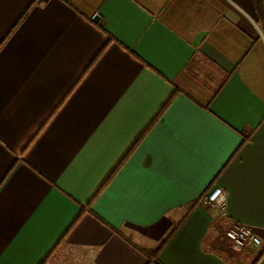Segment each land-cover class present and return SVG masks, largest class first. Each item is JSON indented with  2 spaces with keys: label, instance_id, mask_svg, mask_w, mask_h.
Wrapping results in <instances>:
<instances>
[{
  "label": "crops",
  "instance_id": "1",
  "mask_svg": "<svg viewBox=\"0 0 264 264\" xmlns=\"http://www.w3.org/2000/svg\"><path fill=\"white\" fill-rule=\"evenodd\" d=\"M3 40L0 264H264L254 0H0Z\"/></svg>",
  "mask_w": 264,
  "mask_h": 264
},
{
  "label": "built area",
  "instance_id": "2",
  "mask_svg": "<svg viewBox=\"0 0 264 264\" xmlns=\"http://www.w3.org/2000/svg\"><path fill=\"white\" fill-rule=\"evenodd\" d=\"M225 201L226 191L217 186L211 188L202 199L203 204L216 206L222 214L227 215ZM224 235L236 250L256 248L262 245V240L254 228L246 224L231 223L225 228Z\"/></svg>",
  "mask_w": 264,
  "mask_h": 264
},
{
  "label": "trees",
  "instance_id": "3",
  "mask_svg": "<svg viewBox=\"0 0 264 264\" xmlns=\"http://www.w3.org/2000/svg\"><path fill=\"white\" fill-rule=\"evenodd\" d=\"M254 4H255V8H256V12H257V15H258V19H259V22H260V26L263 30V33H264V0H254ZM28 12V10H26L25 14ZM25 14L23 16H25ZM22 16V18H23ZM21 18V19H22ZM20 19V20H21ZM17 25V24H16ZM10 33V32H9ZM9 33L7 34L6 37H9ZM4 39H7V38H4ZM4 43V40L2 42H0V47L3 45ZM165 241L152 253V255L156 256L159 254V252L161 251L163 245H164ZM264 254V249L262 250L260 256L256 259L255 263L258 261V259ZM50 260V256H48L44 262L42 264H46L48 261Z\"/></svg>",
  "mask_w": 264,
  "mask_h": 264
},
{
  "label": "water",
  "instance_id": "4",
  "mask_svg": "<svg viewBox=\"0 0 264 264\" xmlns=\"http://www.w3.org/2000/svg\"><path fill=\"white\" fill-rule=\"evenodd\" d=\"M97 19V18H96Z\"/></svg>",
  "mask_w": 264,
  "mask_h": 264
}]
</instances>
